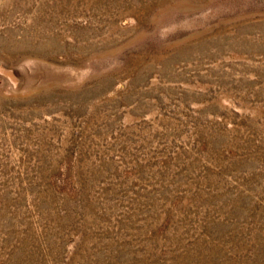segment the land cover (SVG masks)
Masks as SVG:
<instances>
[{
    "label": "rangeland",
    "instance_id": "1",
    "mask_svg": "<svg viewBox=\"0 0 264 264\" xmlns=\"http://www.w3.org/2000/svg\"><path fill=\"white\" fill-rule=\"evenodd\" d=\"M0 264H264V0H0Z\"/></svg>",
    "mask_w": 264,
    "mask_h": 264
}]
</instances>
